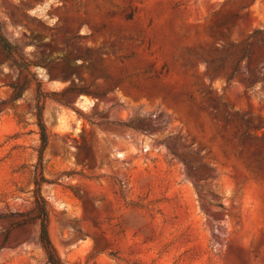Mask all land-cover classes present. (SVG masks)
I'll list each match as a JSON object with an SVG mask.
<instances>
[{
  "label": "rangeland",
  "instance_id": "rangeland-1",
  "mask_svg": "<svg viewBox=\"0 0 264 264\" xmlns=\"http://www.w3.org/2000/svg\"><path fill=\"white\" fill-rule=\"evenodd\" d=\"M0 35V264H51L34 179L68 264H264V0H0Z\"/></svg>",
  "mask_w": 264,
  "mask_h": 264
},
{
  "label": "trees",
  "instance_id": "trees-1",
  "mask_svg": "<svg viewBox=\"0 0 264 264\" xmlns=\"http://www.w3.org/2000/svg\"><path fill=\"white\" fill-rule=\"evenodd\" d=\"M0 43L3 45L4 49L7 50L9 57L14 58L15 46L12 42L5 36L0 35ZM14 64L19 68H29L27 64H21L14 58ZM11 86L14 88V93L11 97L12 100H16L22 97L24 90L27 88L26 84H20L19 81H14L11 83ZM36 115L37 122L41 135V148H40V158L43 159L44 151L49 143V133L47 124L44 119V105L39 102L36 105ZM45 179H34L35 188H34V205L28 211L15 212L16 216L12 220L18 223L19 225H25L29 223H39V242L45 250L47 260L51 264H68L59 254L52 238L50 235V212L51 205L50 201L45 197L42 191L43 183ZM5 218V217H2Z\"/></svg>",
  "mask_w": 264,
  "mask_h": 264
}]
</instances>
